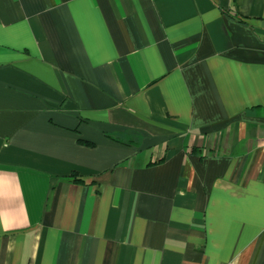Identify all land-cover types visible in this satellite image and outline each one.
I'll return each mask as SVG.
<instances>
[{"label": "crops", "instance_id": "1", "mask_svg": "<svg viewBox=\"0 0 264 264\" xmlns=\"http://www.w3.org/2000/svg\"><path fill=\"white\" fill-rule=\"evenodd\" d=\"M0 264H264V0H0Z\"/></svg>", "mask_w": 264, "mask_h": 264}]
</instances>
